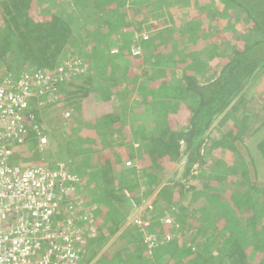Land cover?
I'll return each mask as SVG.
<instances>
[{
    "label": "trees",
    "instance_id": "trees-1",
    "mask_svg": "<svg viewBox=\"0 0 264 264\" xmlns=\"http://www.w3.org/2000/svg\"><path fill=\"white\" fill-rule=\"evenodd\" d=\"M176 1L0 0V75L48 76L24 98L27 125L66 105L57 145L83 153L88 178L66 203L95 198L96 218L128 231L148 221L151 245L132 235L95 264H264V0H191L192 24ZM42 147L10 163L40 164ZM140 182L159 189L133 218Z\"/></svg>",
    "mask_w": 264,
    "mask_h": 264
},
{
    "label": "built area",
    "instance_id": "built-area-1",
    "mask_svg": "<svg viewBox=\"0 0 264 264\" xmlns=\"http://www.w3.org/2000/svg\"><path fill=\"white\" fill-rule=\"evenodd\" d=\"M47 79L40 74L15 82L11 74L0 75V264H75L79 246L93 235L84 236L86 217L76 215L74 205L66 203L71 182L77 179L63 164L10 163L31 131L39 145L47 143L44 126L27 125L21 111L33 85L41 87ZM47 96L51 92L42 94L41 100ZM136 223L147 225L139 219ZM144 237L151 245L150 237Z\"/></svg>",
    "mask_w": 264,
    "mask_h": 264
},
{
    "label": "rangeland",
    "instance_id": "rangeland-1",
    "mask_svg": "<svg viewBox=\"0 0 264 264\" xmlns=\"http://www.w3.org/2000/svg\"><path fill=\"white\" fill-rule=\"evenodd\" d=\"M178 1H180L181 2V4L183 5V6H179V5H177L178 3H176V2H178ZM176 2H174L175 3V5H174V12H175V20L176 21H178L179 23H182V22H184L183 21V19L184 20H186V19H188V21L192 24V22H193V17H194V15H195V10H194V8H195V6H193L194 8H192V5H190V2H191V0H186V1H184L183 2V0H177ZM186 19H185V18ZM192 19V20H191ZM163 21H165L166 20V17H164L163 19H162ZM162 24H161V26H156V27H158V28H162ZM143 33L142 34H146V32H144V29H143V31H142ZM144 36V35H143ZM140 47L139 46H137L136 48H134V50L135 51H137V52H139V49ZM79 61V60H78ZM80 62V61H79ZM79 62L77 63H75L76 65L75 66H72L71 68H70V71H79V70H81V69H83V68H81L82 66L81 65H79ZM67 75H69V72L67 73ZM66 75V76H67ZM47 101L48 102H50V98H48L47 99ZM43 102H45V100L43 99ZM62 103V102H61ZM61 103H58V105H56V106H52L51 107V105H49L48 106V109H47V114L46 115H41V120H40V123L39 124H41V125H43L44 126V128H46L45 130H46V132H48V130L47 129H49V130H51L52 132H53V135L52 136H49V140H47V143H46V147L45 148H47V150L42 154L44 157H43V159H42V161L43 162H45V163H49V164H55V162H57V161H59L58 160V158L59 157H64V154L62 153V150L60 151L59 149H58V142L60 143V140H59V138H57V137H59L61 134H62V132H61V130H60V127H58L57 128V126H60V121H63V124L64 125H67V123H68V121H67V119L66 120H64V119H62V118H59L60 117V113H63V111L65 110V109H67L66 108V105H64V103H63V105L61 104ZM55 107H57V109L55 108ZM59 107H62V109L60 110L59 109ZM67 127V126H66ZM50 132V131H49ZM24 147V146H23ZM66 149V148H65ZM69 150H71V149H69ZM27 154V155H26ZM28 152L26 151V152H24L23 153V155H24V157H27L28 156ZM26 155V156H25ZM21 156V155H20ZM51 156H53V157H51ZM72 155H69L68 157H64V160H66V163L68 162L69 164L70 163H72L71 161H72V157H71ZM15 157H17V156H15ZM14 157V158H15ZM13 158V159H14ZM16 160V159H15ZM14 160V162L16 163V161ZM82 160V159H81ZM25 163L27 162V160H25L24 161ZM31 162V161H30ZM18 163V162H17ZM69 169V168H68ZM174 170L175 169H177V173H176V175L178 176L179 174H180V171L182 170V167H181V165H176L174 168H173ZM70 171H72L73 169L72 168H70L69 169ZM172 171V170H171ZM171 172H169L168 174H166L168 177L171 175L170 174ZM95 185H96V183H95ZM147 183H144V182H140V188H139V190H140V195H141V197H142V199H143V204H140V205H137L136 206V203H133V205L136 207V211L133 213V218L135 217V216H138V214H139V210L140 209H144V206L145 205H148L150 208H153V206L152 205H150V204H148L149 202H150V200H151V198H152V196H154V195H156L157 194V190L159 189V187H157L156 189H155V191L152 193V195H147V191H148V189H147ZM91 187V186H90ZM129 193V192H128ZM190 194H192V193H190ZM92 195V194H91ZM70 198L72 199V200H78V199H80L81 198V193H74V192H72V194H71V196H70ZM93 200V203H94V205H92L93 206V208L94 209H96L95 208V204H96V202H97V200L94 198V199H92ZM91 200V201H92ZM89 203H90V201H88ZM181 204H184V203H181ZM99 209V208H98ZM170 209V211L169 212H171V211H173V212H175L174 210H176L177 208H175L174 206H172L171 208H169ZM89 210V209H88ZM91 210V209H90ZM156 208H154V210L152 211L151 210V212H148V214H153V215H156L157 213H156ZM147 214V213H146ZM168 212L166 213V215H165V217H163V219L162 220H165V221H167V220H170L171 218H169L168 216ZM112 216V215H111ZM157 216V215H156ZM75 217V220H77L78 218L76 217V216H74ZM89 218H91L90 216H88ZM117 218H122V217H120V216H118ZM88 222H89V220L88 219H86V220H82V224H83V226H85V225H87L88 224ZM103 225L104 223L103 222H98V225ZM115 226H120V228H119V230H117L116 231V235L114 236V237H112L111 239H110V244H109V246H110V249L109 250H114L115 248H117V247H120V246H122L123 245V238L122 237H120L121 236V234H123V231L126 229V227L128 226V223H126L125 221H123L122 222V219H120L119 220V223H117V222H115ZM73 227H76V225H73ZM111 227H114V225L113 226H111ZM140 228H141V225H138V226H136V225H131V227H130V229H129V231L134 235V236H136L135 238H138L139 236H141V233H139V231H140ZM125 234V233H124ZM188 234H189V232H185L184 234H183V237L184 238H187L188 237ZM117 238V239H116ZM146 239V237H144V240ZM111 240H113V241H111ZM115 242V244H112V243H114ZM127 242H128V239H126V242H125V244L127 245ZM112 244V245H111ZM108 246V247H109ZM135 247L136 246H138V243H136L135 245H134ZM135 252H133V254H134ZM114 257V255L112 256V257H110V258H113ZM229 263L230 264H236L235 263V258H233V256H232V258L230 259V261H229Z\"/></svg>",
    "mask_w": 264,
    "mask_h": 264
},
{
    "label": "crops",
    "instance_id": "crops-1",
    "mask_svg": "<svg viewBox=\"0 0 264 264\" xmlns=\"http://www.w3.org/2000/svg\"><path fill=\"white\" fill-rule=\"evenodd\" d=\"M60 125H62L64 128L66 127V125H64L63 123H61ZM47 136L49 138L48 134H47ZM51 136H52V134H51ZM76 138H77L76 136H72L71 140L74 141V139H76ZM62 148L63 147H58V149L60 151L62 150ZM72 149H73V152H69V153L65 152V154H64V157H68L69 155H72L71 156L72 157V161H71L72 163H70V164L68 162L66 163V160H64V157H62V158L59 157L58 158L59 161H57V162L63 163L69 169H70V166H71V168H75V169L78 166V168L76 170H74V171H70L69 169L68 170L70 172L76 174L79 177V179L77 180L76 185H73V190L75 189L77 191V193L78 192L81 193L80 187L83 186L85 181H88L87 180L88 179L87 178V174L84 173L86 171L85 170L86 168L82 166V164H83L82 162H85V161H84L83 158H81L82 154H83L82 152H80V153L77 152L75 150V148H72ZM80 175H81V177H80ZM89 191H90V189H89ZM87 205L89 206V202L88 201L86 203L85 202H79L78 205L75 207V213H76V215L85 216L86 219L89 220L88 224L83 226V234H84V236L85 237H89V236H91V234H93V235L91 236V239L88 240V242L83 243V244H81L79 246L80 247V250H78L79 258L75 262V264H95L98 260L101 259V256L104 255L105 253L110 254V255H112V254L116 255V254L120 253L121 251H123L121 249H122V247H124L126 245L125 244L126 239H131V237H133L132 236L133 234L130 231L125 229L123 231V234H121V236H120V237L123 238V245L120 246V247L115 248L114 250H109L110 249V246H109L110 239L116 235V231L119 230V228H120V226H115L116 225L115 222L119 223V221H117V220H113L112 221L111 220L112 217L107 216V215L102 217L101 214L98 216V218H96L93 206H92V208H87ZM88 216H90L91 218H89ZM99 221L103 222V223L106 221V223H108V225H105L106 223H104L103 225L102 224L98 225ZM123 221L128 223L127 220L122 219V222ZM146 222H148V221H146ZM113 225H114V227H111ZM137 225H139V224H137ZM99 231H101L100 232L101 234H99ZM140 231L142 233L141 234V238H142L143 236L146 235L144 233L145 226L141 225ZM100 235H102V237H104V239H105V242L103 241L102 244L99 243V241L102 238ZM111 241H113V240H111ZM98 243L101 244L100 248H99V250L94 252V250H92V247L95 246V244L97 245ZM112 244H115V242L112 243ZM133 252H135V250H133Z\"/></svg>",
    "mask_w": 264,
    "mask_h": 264
},
{
    "label": "clouds",
    "instance_id": "clouds-1",
    "mask_svg": "<svg viewBox=\"0 0 264 264\" xmlns=\"http://www.w3.org/2000/svg\"><path fill=\"white\" fill-rule=\"evenodd\" d=\"M59 68V67H58ZM58 68H55V69H58ZM38 123V122H37ZM38 125H41V124H39L38 123ZM43 132H45V129H44V127H43ZM30 134V136H29V138L28 139H26V141L24 142V143H22L20 146H18L17 148H16V152H15V154H13L12 155V159H13V157H15V156H19V148H21V150L23 151V152H28L29 150H30V147H31V142H33V140H38V138H37V136H36V132H30L29 133ZM46 134V133H45ZM46 137H47V140H49V138H48V136H47V134H46ZM40 144V142H39V140H38V145ZM24 146V147H23ZM39 146H43V147H45L46 146V144H43V145H39ZM22 147H23V149H22ZM42 147V148H43ZM51 157H53V156H51ZM20 158V157H19ZM42 163H45V162H43L42 161ZM56 164H63V163H61V162H56L55 163V165ZM64 165V164H63ZM65 166V165H64ZM66 167V166H65ZM67 168V167H66ZM68 169V168H67ZM69 171V170H68ZM70 172V171H69ZM73 176H75L76 177V179L78 180L79 179V177L76 175V174H74V173H72V172H70ZM77 180H74L73 182H76L77 183ZM137 224V223H136ZM146 236V235H145ZM142 239V241L144 242V243H147L145 240H144V236L141 238ZM138 243V242H137ZM139 245V244H138Z\"/></svg>",
    "mask_w": 264,
    "mask_h": 264
}]
</instances>
